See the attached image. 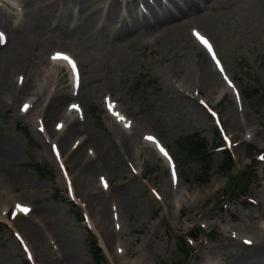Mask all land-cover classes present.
<instances>
[{"label":"rangeland","instance_id":"obj_1","mask_svg":"<svg viewBox=\"0 0 264 264\" xmlns=\"http://www.w3.org/2000/svg\"><path fill=\"white\" fill-rule=\"evenodd\" d=\"M0 9L3 14L15 15L13 19L2 15L0 31L18 32L24 47L22 66L14 81L22 73L23 79L35 80L34 89L19 104L26 99L33 103L35 91L42 94L30 113L15 121L19 105H12L0 91V101L6 108L0 110V137L10 139L19 149L15 160L0 163V264H66L67 259H73L74 264H94L88 248L90 232L105 257L97 264H232L233 252L223 259L211 256L222 234L252 241L264 234V0L236 1L198 19L199 32L211 40L235 93L231 96L228 92L221 99L222 86L211 92L203 89V95L193 88L187 93L201 103L207 101V108L218 114L219 135L234 163L229 171L220 167L223 155L212 150L220 141L215 119L202 107L204 118L195 119L166 89L167 85H178L186 68L196 83L198 71L207 64L203 51L196 54L185 38L176 42L173 34L155 38L156 34L125 46L111 42L109 30L95 28L82 39L61 42L69 22L55 8L54 13L51 9L45 11L48 31L39 35L25 30V24H18L24 12L25 20L29 19L30 9H22L13 0H0ZM58 50L73 55L80 68L79 97L69 98L64 108L76 102L84 109V122L94 136L86 152L103 168L94 186L100 190V180L104 179L109 194L110 190L117 194V189L131 184L138 188L132 205L127 204L123 210L118 206L117 211L113 206L112 240L95 223L82 194L77 189L71 192L57 161L50 156V145L57 137H44L37 130L50 96L71 91L67 70L49 63L51 53ZM109 106L128 126H118L119 130L127 135L138 133L140 144L133 162L122 159L117 149L106 160L98 159L99 142L107 138L109 143L118 141L115 137L119 135L113 134L112 122L106 118ZM228 113L237 119L238 131L225 124ZM146 134L162 142L176 164L178 177L167 205L161 199L165 196L161 184L170 175L159 158L142 148ZM191 135L207 143V154L213 151L204 165L200 160L188 159L181 148L182 139ZM120 165L125 170L111 169ZM39 168L44 169L43 174L34 170ZM95 190L91 188L90 196ZM15 203L31 208L29 219L40 239L34 250L23 232L14 228L16 219L9 216L10 212L3 215V205L15 214ZM189 234H199L198 240L189 239ZM45 257L50 263L42 261Z\"/></svg>","mask_w":264,"mask_h":264},{"label":"bare ground","instance_id":"obj_2","mask_svg":"<svg viewBox=\"0 0 264 264\" xmlns=\"http://www.w3.org/2000/svg\"><path fill=\"white\" fill-rule=\"evenodd\" d=\"M4 1V0H3ZM19 7L22 9H30L31 14L29 19L25 20L26 12L18 22L25 24V30L34 35L44 34L48 31L47 14L45 11L51 9L56 12L64 14L68 18V25L64 29L65 33L61 37V42L74 41L75 39H82L90 30L100 29L101 31H110V41L113 43H123L125 46L133 45L137 39H148L158 34L159 38L162 34L169 33L174 35V41L178 42L183 37L186 39V43H190L196 54L202 51V47H205L194 33H199L198 19L210 12L211 10L220 9L226 5H231L240 0H15ZM248 2L256 3L257 0H247ZM38 10V13L35 11ZM203 11L201 14H197ZM2 15H6L7 19H13L15 15L10 12L9 14H3L0 9V18ZM2 19V18H1ZM73 23V24H72ZM58 27V25H56ZM203 28V25L201 26ZM6 41L0 44V91L4 92L11 100L12 105H28L30 100L26 99L19 104L23 96L27 95L34 89L32 78L23 79L21 84H18V76L16 81L14 77L18 71V68L22 66V58L24 54V47L20 39L21 35L18 32L10 29L9 32L4 33ZM149 44V43H144ZM206 48V47H205ZM154 51V50H152ZM53 53V52H52ZM66 53V52H64ZM67 54V53H66ZM68 55V54H67ZM183 55V54H182ZM182 55H179L180 57ZM187 55V54H185ZM189 61V60H185ZM52 64H59L61 62H55L50 60ZM212 60H207V64L199 70L198 80L193 83L190 69L186 68V71L181 76V80L177 86L167 85L166 89L172 94H175V98L183 105H185L195 116V119L200 120L203 117V109L196 99L189 95L187 91L190 88L196 89L198 94L203 95L202 90L206 89L207 92H211L213 89L217 90L219 86H222V93H225V87L223 85V78L220 72L213 66ZM186 66V63H185ZM48 76H53L51 72H44ZM23 77V73L20 75ZM37 78V77H36ZM35 78V79H36ZM75 88L71 91H64L61 93H53L47 105L43 108L41 117H39V125L37 127H44V133L42 136L57 137V141L52 142L50 147L57 145V151L52 152L50 150V156L56 159L59 163L64 162L65 167L69 168L68 175L63 174L64 180L71 187V192L77 189L84 200L86 199L87 208L92 213L94 220L98 227L104 230L108 235V239L112 240L114 236V226L112 218L114 212H112L113 206H116V211L121 208H125L127 204H133L136 200L135 190L137 192L136 184L121 187L117 189V194L110 190L108 186L104 189L99 185L100 190L94 186L97 182L99 172H103V168L96 162L97 158L92 157L86 152L87 146L93 143L94 136L87 129V125L84 122V109L71 110L70 116L65 118L64 105L68 99L73 97H79L76 94ZM190 89V90H189ZM35 102H38L42 98V94L39 91H35ZM0 101L1 108L5 110V104ZM76 102L73 103L75 105ZM192 106V107H191ZM22 107V108H23ZM29 108V107H28ZM111 110V107H109ZM31 109L27 111L19 110L15 121L21 119L25 114H29ZM106 118L111 120V130L116 136L118 141L113 140L108 142L107 140L102 143L99 142V157L101 161L106 160L108 156L113 153V150L121 152L122 159L126 158L129 162H133V156L136 152V148L140 144L137 131L131 135H127L118 129V126L123 127L117 114L107 112ZM204 118V117H203ZM28 122V121H27ZM225 124L235 131L239 129V123L237 119H234L231 113H228L225 119ZM79 135V136H78ZM149 134L145 136L144 148L145 152H148L155 158H161L164 161L165 166L169 167V156L162 155L157 151V142L153 143L147 139ZM75 138V139H74ZM74 140V141H73ZM64 150V151H62ZM69 151V152H68ZM68 152V153H67ZM44 153H46L44 151ZM66 153V154H65ZM143 153V152H142ZM19 149L17 145L8 138L0 137V163L15 160L18 157ZM63 160V162H62ZM164 167V166H163ZM115 172H119L124 166L111 167ZM66 175V177H65ZM15 181L18 179H14ZM20 180V179H19ZM104 179H102L103 182ZM10 183V179L6 180ZM213 186V185H212ZM95 188L96 193L90 196L91 188ZM161 191L165 193V196L161 197L165 205L170 200V194L172 193L171 180L165 179L161 184ZM169 198V199H168ZM16 202V201H15ZM14 204V208L17 211V205ZM131 204V205H132ZM8 205H3L2 211L4 213ZM25 207V206H24ZM26 208V207H25ZM91 208V210H90ZM20 211V210H19ZM31 211L27 216L19 215L15 221V229L23 232L25 238L30 240V244L34 250L35 246L39 243V235L34 224L29 219ZM15 230L16 232H18ZM113 235V236H109ZM255 241L242 240L235 236H226L222 234L220 242L213 250L212 255L219 259H223L228 252L234 253V259L232 264H264V234L254 237ZM14 246V245H13ZM15 248V247H14ZM38 255H42L40 251H37ZM43 262L50 263L48 258H43ZM73 259H67L66 264H74ZM53 264V263H52ZM203 264H209L207 261Z\"/></svg>","mask_w":264,"mask_h":264},{"label":"trees","instance_id":"obj_3","mask_svg":"<svg viewBox=\"0 0 264 264\" xmlns=\"http://www.w3.org/2000/svg\"><path fill=\"white\" fill-rule=\"evenodd\" d=\"M206 142L199 138L197 135H191L182 139L180 145L183 148V152L188 159H196L203 162V165L207 163L211 155L206 154ZM223 162L221 164L222 170H230L232 168V162L229 154L227 152H222ZM33 167V166H32ZM36 173L43 174L44 170L42 168L35 169ZM88 248L91 253L94 264L103 261L101 251L97 246L95 238L89 234L88 238Z\"/></svg>","mask_w":264,"mask_h":264},{"label":"snow or ice","instance_id":"obj_4","mask_svg":"<svg viewBox=\"0 0 264 264\" xmlns=\"http://www.w3.org/2000/svg\"><path fill=\"white\" fill-rule=\"evenodd\" d=\"M194 34L197 35L198 39H200V42H201L205 47H207L208 50L211 52L212 49H211V47L208 45L207 40L203 39V37H201L198 33H194ZM5 41H6V37H5V35H4L3 33H0V44L4 43ZM52 59H53V60H64V61H66V62L72 67L73 72L75 73V67H76V66H75L74 62L72 61V59H71L69 56H67V55H65V54H63V53H59V52H58V53H56V54L52 57ZM213 59H215V57H213ZM217 66L219 67V62L217 63ZM229 86L231 87L232 85L229 84ZM75 107H76V106L73 105V108H75ZM27 110H28V105H24V107L22 108V111H27ZM147 139H148L149 141H152L153 143H156V141L154 140V138L151 137V136L147 137ZM157 147L159 148V150L161 151L162 154L167 155V153H164V149H163L162 147H160L159 144H157ZM53 150L55 151V148H54ZM172 176H173V184H175V182H176V173H175V171H173ZM17 209H19V210H20L21 212H23L24 214H27L28 211H29V209H27V208H25V207H22L21 205H17Z\"/></svg>","mask_w":264,"mask_h":264}]
</instances>
